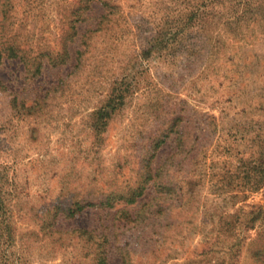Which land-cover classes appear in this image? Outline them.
Segmentation results:
<instances>
[{"label": "rangeland", "instance_id": "obj_1", "mask_svg": "<svg viewBox=\"0 0 264 264\" xmlns=\"http://www.w3.org/2000/svg\"><path fill=\"white\" fill-rule=\"evenodd\" d=\"M0 53V264H255L264 0H0Z\"/></svg>", "mask_w": 264, "mask_h": 264}, {"label": "trees", "instance_id": "obj_2", "mask_svg": "<svg viewBox=\"0 0 264 264\" xmlns=\"http://www.w3.org/2000/svg\"><path fill=\"white\" fill-rule=\"evenodd\" d=\"M91 0H84V4H86L87 2H89ZM87 6H84L85 9H87ZM73 28V27H71ZM65 51V50H64ZM5 56L6 57H9V58H13V57H17V50L11 46L9 47L8 49L5 50ZM4 54V53H3ZM66 54V52H65ZM60 56V55H59ZM2 57V53H0V58ZM122 99V96L118 93V95H115L113 98L109 99L108 103L103 106L102 108H100V111L99 113L102 115V118H107L109 117L112 112L118 108V105L122 104L120 103ZM115 103V104H114ZM120 107V106H119ZM264 136V135H261V137ZM260 141V147L262 149H259L260 150V162L258 163V166L256 167L257 168V178H256V185L259 186V184H264V139H259ZM164 142V140H159L157 141V143L155 144L154 148H158L162 143ZM258 148V147H257ZM149 171V170H148ZM162 172L163 171V168L159 167L156 169L155 171V176L158 177L159 173L158 172ZM149 180H152V175H151V172L149 171L146 179H144V181H142L141 185L138 186L137 188L133 189V191L130 193L127 202H134L135 199L137 197H139L147 182ZM159 187H163V185L161 183H157ZM110 205V203H108ZM84 208V206H80L78 205V203H76L75 205V209L74 210H71V209H68L69 211V215L70 216H74L75 215V212H78V211H81L82 209ZM258 220H264V215H262V213H257V215L253 216L252 219L249 220V223L248 225L250 224V227L249 228H252L255 221H258ZM259 241V242H257ZM257 245V249H254L250 256H251V259H253V261L255 262V264H264V233H262V231L259 232V235H258V239L256 240V242H251L250 245ZM102 256L99 257L96 261V264H105V257H103V252H101Z\"/></svg>", "mask_w": 264, "mask_h": 264}]
</instances>
